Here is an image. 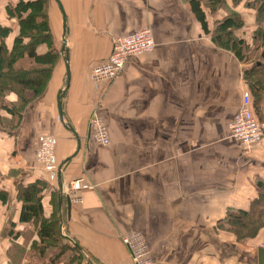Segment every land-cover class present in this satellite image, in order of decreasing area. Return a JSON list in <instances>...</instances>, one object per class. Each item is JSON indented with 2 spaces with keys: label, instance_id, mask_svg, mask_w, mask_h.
Wrapping results in <instances>:
<instances>
[{
  "label": "crops",
  "instance_id": "0c3cea01",
  "mask_svg": "<svg viewBox=\"0 0 264 264\" xmlns=\"http://www.w3.org/2000/svg\"><path fill=\"white\" fill-rule=\"evenodd\" d=\"M16 1L0 0V23L13 30L4 9ZM216 1L213 10L208 0L199 4L206 33L189 0H48L58 62L41 95L26 91L31 100L16 131H0V189L7 193L0 200V264L67 263L63 256L54 262L27 253L12 257L32 228L19 221L17 187L37 180L46 185L44 215L55 192L65 218L61 232L82 264H133L120 239L130 231L145 238L150 264H257L264 232L239 243L223 219L257 194L264 134L249 154L231 137L249 64L211 37L218 21L237 12L245 26L235 34L251 39L254 11L246 0ZM143 27L154 46L129 57L117 79L90 81L89 69L108 57L114 38ZM92 113L106 125V146L91 136ZM43 135L55 144L48 169L36 160ZM77 177L90 188L68 214L64 187Z\"/></svg>",
  "mask_w": 264,
  "mask_h": 264
},
{
  "label": "trees",
  "instance_id": "16d2710c",
  "mask_svg": "<svg viewBox=\"0 0 264 264\" xmlns=\"http://www.w3.org/2000/svg\"><path fill=\"white\" fill-rule=\"evenodd\" d=\"M189 1L208 33L204 13L199 5L201 0ZM208 1L210 3L207 6L212 10L213 5L219 3L216 0ZM245 4L254 11L251 41L234 32L245 26L237 12L227 14L218 21L211 37L216 45L233 51L243 63L249 64L244 69L243 76L250 93L252 109L256 107L257 111L258 105L264 103V0H246ZM47 5L48 0H17L5 5L6 17L14 20L16 25L13 30L0 23V131L9 135L16 131L31 97L41 95L46 89L59 59V52L53 45L48 26ZM43 43L47 46L46 50L37 52L38 46ZM26 91H30L32 96L25 95ZM45 187V182L41 180L18 184L17 197L21 202L19 221L28 225L27 229L32 228L23 233L25 243L18 248L12 247V252L16 251L12 257L27 253L28 256L34 254L54 262L63 256L66 264H82L84 260L71 242L72 239L61 232L65 218L57 210L55 192L49 200L52 207L50 214L45 216L43 213ZM256 187L257 194L249 201L247 208L228 210L223 219L225 229L239 243L264 232V179L256 181ZM6 199V191L0 189V200L4 202ZM32 234L36 235L35 239L31 238ZM28 240L30 243L27 250ZM16 261L18 260H12L10 264Z\"/></svg>",
  "mask_w": 264,
  "mask_h": 264
},
{
  "label": "built area",
  "instance_id": "2783aa9c",
  "mask_svg": "<svg viewBox=\"0 0 264 264\" xmlns=\"http://www.w3.org/2000/svg\"><path fill=\"white\" fill-rule=\"evenodd\" d=\"M154 46L152 32L148 27H143L134 33L115 37L110 53L106 59L95 64L89 69L90 81H111L117 79L127 59L137 53L149 51ZM251 97L248 90H243L241 103L236 116L229 123V132L240 146L243 154H249L253 147L261 144L264 134V123L259 122L251 106ZM91 136L99 145H107L109 137L104 121L93 113L89 119ZM54 140L52 136L43 135L38 146L37 159L40 163L49 165L53 157ZM89 185L82 179H74L71 182L72 201H80L77 191L87 188ZM121 240L129 251L133 264H150L151 251L143 235L138 231H130L121 236Z\"/></svg>",
  "mask_w": 264,
  "mask_h": 264
},
{
  "label": "rangeland",
  "instance_id": "374dc122",
  "mask_svg": "<svg viewBox=\"0 0 264 264\" xmlns=\"http://www.w3.org/2000/svg\"><path fill=\"white\" fill-rule=\"evenodd\" d=\"M226 8H224V10H225ZM4 12H5V9H4ZM48 26H49V22H48ZM49 30H50V27H49ZM50 33H51V31H50ZM249 37H250V35H248ZM248 41H251V39H247ZM52 42H53V40H52ZM41 45H43V46H46V44H41ZM251 45V44H250ZM47 47V46H46ZM250 61V60H249ZM243 79H244V77H243ZM244 82H245V80H244ZM245 90H248V88H246ZM249 91V90H248ZM27 93L28 92H25V95H27ZM240 103H241V100H240ZM258 112H259V114H258ZM93 114V113H92ZM91 114V115H92ZM253 114H254V116H255V118L257 119V120H259V122H261V123H264V103L261 105H258V109H257V111H256V107H253ZM91 117V116H90ZM90 119V118H89ZM105 124V123H104ZM106 126V125H105ZM43 136H41L40 137V139L42 138ZM54 140V139H53ZM39 143H40V141H39ZM260 145V144H259ZM258 145V146H259ZM257 146V147H258ZM257 147H253L251 150L253 151L255 148H257ZM241 150V149H240ZM55 144L53 145V150L51 151V152H53V157L51 158V162L49 163V165H47L46 166V164H42V163H40L39 161H38V159H37V153H36V160H37V162L40 164V165H42L44 168H46V169H48L49 167H50V165L53 163V161H54V155H55ZM37 152H38V149H37ZM242 152V151H241ZM78 178V177H77ZM77 178H74V179H77ZM80 179H82L81 177H79ZM78 178V179H79ZM74 179H71L69 182H67L66 184H65V187H64V194H66V196H67V198L69 199V201H70V204L71 203H81L82 202V191L83 190H85V189H88V188H90V185H89V187H87V188H83V189H80V190H78L77 191V194H78V196H80V201H77V202H74V201H72V196H71V194H70V191H71V182L74 180ZM83 180V179H82ZM84 181V180H83ZM85 183V182H84ZM7 200V199H6ZM123 235V234H122ZM121 235V236H122ZM121 236H120V239H121ZM121 242H122V240H121ZM123 243V242H122ZM244 243V242H243ZM123 245H124V243H123ZM151 251V250H150ZM151 261H152V256H151ZM82 263H84V262H82Z\"/></svg>",
  "mask_w": 264,
  "mask_h": 264
},
{
  "label": "water",
  "instance_id": "95a60500",
  "mask_svg": "<svg viewBox=\"0 0 264 264\" xmlns=\"http://www.w3.org/2000/svg\"><path fill=\"white\" fill-rule=\"evenodd\" d=\"M66 51L64 50V52L63 53H65ZM65 55H66V53H65ZM66 59H67V56L65 57ZM68 68H67V76H68ZM58 97V104H59V95L57 96ZM66 203H67V213L69 214V209H70V207H71V204H70V201H69V199L67 198V201H66ZM256 259H257V264H264V245H262V246H259V247H257L256 248Z\"/></svg>",
  "mask_w": 264,
  "mask_h": 264
}]
</instances>
